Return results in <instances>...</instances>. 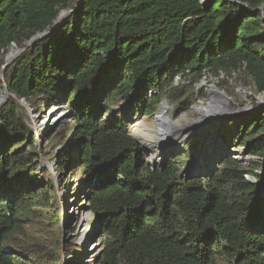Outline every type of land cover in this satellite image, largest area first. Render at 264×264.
I'll return each instance as SVG.
<instances>
[{"label": "trees", "instance_id": "trees-1", "mask_svg": "<svg viewBox=\"0 0 264 264\" xmlns=\"http://www.w3.org/2000/svg\"><path fill=\"white\" fill-rule=\"evenodd\" d=\"M78 1L0 0V70L10 47L25 49L4 70L11 96L0 108V264H29L6 244L55 188L30 184L38 138L21 100L36 112L44 101L72 109L71 134L55 135L62 149L54 155L65 180L74 171L83 178L106 235L101 264H264V194L249 177L262 178V161L225 154L213 174L183 179L186 155L155 167L123 109L152 116L165 94L181 102L177 76L236 73L264 93V13H255L264 0H83L52 31ZM233 123L241 145L264 159V108Z\"/></svg>", "mask_w": 264, "mask_h": 264}, {"label": "rangeland", "instance_id": "rangeland-1", "mask_svg": "<svg viewBox=\"0 0 264 264\" xmlns=\"http://www.w3.org/2000/svg\"><path fill=\"white\" fill-rule=\"evenodd\" d=\"M65 18H68V16L65 15ZM12 50L21 51L8 65H11L25 49L14 44L9 51L5 52L6 63L9 61L7 56ZM6 63L3 64V69L0 70V81L4 85V88L0 89V93L5 92V86H7L4 75V70L8 66ZM174 86H182L185 89L184 97L181 100L185 101L184 107H187V109L182 107V101H178L179 103L172 101L168 94L163 95L164 101L152 116L140 114L137 108L130 110L127 104L123 106L128 120V133L143 147L149 161L155 167H163L161 166L164 164L163 153L167 149L162 148L164 147L161 145L162 142L153 147L139 142L133 132L136 130L137 124L155 119L163 107L170 111L171 119L175 122L188 113L198 126L194 127L189 124L188 128H177V131L180 130L181 132L180 137H177L179 143L173 147L170 142H167L166 147L169 149V154L167 152L168 158L165 163L167 164L175 157L186 155L185 157L182 156L183 164L180 177L189 179L199 174H213L218 169L219 161L225 154L234 155L246 165L262 161V167L258 169L262 178L249 177L252 181L260 180L263 195L264 159L261 160L259 157L250 154L249 148L242 146L241 140L238 139L236 124L233 123L231 126L229 124L237 117H248L250 119L253 113L264 108V93H258L254 83L244 82L238 74L232 73V76H228L225 72H220L219 75L207 73L199 82L194 81L190 76H177L174 80ZM212 86H216L217 89L225 92L228 99L222 100L223 95L220 93L212 97L210 94ZM191 94L193 95L189 98ZM10 96L11 93L9 98ZM188 98L189 101L187 102ZM20 102L27 110L31 118L30 123L34 127V132L38 138L35 151L39 153L37 160H39L40 169L38 174L31 178L30 184L36 187L43 183V186L46 185L45 182L50 180L54 183L55 188L51 189L47 186L49 199L47 197V199L42 200L43 206L41 209L33 208L35 214L24 220L22 228L13 233L10 243L6 244L7 249L9 252H16L23 259L30 258L29 264H101L98 257L103 250L106 235L96 225L95 216L90 211L88 196L80 183L83 178L79 176L77 171H74V178L65 180L69 172L68 170L64 173L59 172V166L54 155L60 153L62 149L60 139L55 135L64 132L68 127L71 134L72 109L67 106L66 101H63L62 104L56 101H44L41 103L40 111L36 112L28 101L21 100ZM207 103L222 108L225 112L222 111L224 114L219 112L222 114V117H219V122L201 128L199 125H202L205 117L202 113L196 115L193 109L196 105L206 106ZM117 107L114 108L117 109ZM173 136L175 137V135ZM206 139H211L214 142L219 141L216 151L214 150L216 147L210 148L206 145ZM50 142H55V145L49 149L47 147ZM46 150L50 154H47ZM218 153H220L219 156ZM204 154L206 155L205 158L211 161L212 169L199 173L194 172L201 168H198V165L195 164L200 159L203 160L201 157H204ZM213 156L217 157L213 158ZM30 191L26 192L25 195H28ZM57 214H60V220H57ZM96 242L98 247L94 248Z\"/></svg>", "mask_w": 264, "mask_h": 264}, {"label": "bare ground", "instance_id": "bare-ground-1", "mask_svg": "<svg viewBox=\"0 0 264 264\" xmlns=\"http://www.w3.org/2000/svg\"><path fill=\"white\" fill-rule=\"evenodd\" d=\"M64 14L62 15L61 19L64 18ZM17 50H12L10 52V54L7 56L8 58H12L15 54H16ZM217 93H220L221 95H223L222 100H227L228 97L226 95L225 92L217 89L216 86H212L210 88V94L212 95H216ZM6 98V93L5 92H1L0 93V104L1 102ZM261 99V98H260ZM229 109V108H228ZM223 109L213 106L209 103L205 105H196L193 109V112H195L196 115L199 114H203L205 117V121L202 123V125H199L201 128H205L208 124L211 123H215V122H219V117H222V113ZM229 111V110H228ZM221 112V113H219ZM225 112V111H223ZM224 116V115H223ZM191 126H198L197 123H194V121L191 118L190 114H184L182 116V119L178 120L177 122L172 121L171 119V113L170 111L166 110L165 107H163L161 109V111L156 115V118L149 121H143L139 124H137V128L136 130H134V136L139 140V142L143 143L144 145H148L150 147L156 146L158 143L162 142V148L167 149L165 154H167V152L169 151V149L166 147L167 142H170V145H172L173 147L175 146V144L179 143V141H177V137H180V130L177 131V128H181V127H186L188 128V125ZM215 125V124H214ZM190 127V126H189ZM212 128V127H211ZM209 131V129H208ZM175 135V137L173 136ZM168 138V139H166ZM216 138V137H215ZM170 140V141H169ZM210 148L212 147H216L214 150L216 151V149L218 148L217 144L219 145V141L218 142H214L211 139H206L205 141ZM178 146V145H177ZM211 153V152H210ZM169 154V152H168ZM216 154V153H215ZM220 155V153H218V156ZM205 154L203 158L200 159L198 161V163H196L195 165H198V171L195 170L194 172H203L205 170H210L211 168V161L209 159L205 158ZM208 157V156H207ZM217 156H213V158H215ZM210 158V157H209ZM194 165V166H195ZM97 242L94 246V248H97Z\"/></svg>", "mask_w": 264, "mask_h": 264}, {"label": "water", "instance_id": "water-1", "mask_svg": "<svg viewBox=\"0 0 264 264\" xmlns=\"http://www.w3.org/2000/svg\"><path fill=\"white\" fill-rule=\"evenodd\" d=\"M232 1H234L235 3H239L238 1H235V0H232ZM83 2V0H79L78 1V3H77V5H76V7H75V9H70V10H63L61 13H60V15H59V17H58V19H57V21H56V23H55V26H54V28L52 29V31L53 30H55L65 19L64 18H62L61 19V17H62V15L64 14V15H66V16H68V17H70V15L80 6V4ZM241 3V2H240ZM241 4H243V5H245L248 9H249V11H250V8H249V5L248 4H245V3H241ZM259 10H262L263 11V13H264V6H261V7H259L258 9H256L255 10V13H257ZM65 17V16H64ZM50 32L49 31H44V32H41V33H38V34H36L35 36H33L30 40H28L27 41V45H31V44H33V43H35L36 41H38V40H40V39H42V38H44V37H46L48 34H49ZM21 50H18L17 52H16V54L12 57V58H8L9 59V61H7L8 63H6V65H8L9 64V62H11L18 54H19V52H20ZM5 92H6V98L1 102V104H0V107L1 106H3V104L6 102V100L9 98V95H10V93H9V91H8V88H7V86H5ZM132 136V135H131ZM133 137V136H132ZM134 138V137H133ZM135 139V138H134ZM136 140V139H135ZM137 141V140H136ZM138 142V141H137ZM143 148V147H142ZM163 158H164V164L163 165H161V166H165L166 165V163H165V160H167V155L165 154V153H163ZM261 191H262V193H263V187H261ZM94 241V240H93ZM92 241V242H93Z\"/></svg>", "mask_w": 264, "mask_h": 264}]
</instances>
